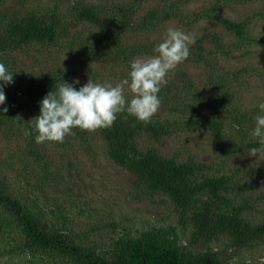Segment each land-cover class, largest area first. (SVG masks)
Wrapping results in <instances>:
<instances>
[{"label":"rangeland","instance_id":"374dc122","mask_svg":"<svg viewBox=\"0 0 264 264\" xmlns=\"http://www.w3.org/2000/svg\"><path fill=\"white\" fill-rule=\"evenodd\" d=\"M88 7L97 24L78 17ZM32 16L57 26V40L27 42L0 56L15 72L4 86L7 112H0V194L18 200L39 230L60 236L66 247L109 262L121 242L156 236L189 258L264 264V233L238 241L229 226L220 231L217 219L237 218L251 235L264 230V152L249 151L258 146L249 130L264 100V0H0V42L7 29ZM227 22L240 24L243 36ZM168 28L196 40L161 88V107L147 122L156 131L126 111L117 117L135 129L133 157L153 156L188 170L175 186L222 182L220 199L203 189L185 208L176 191L164 193L113 160L98 129L74 128L63 143H36L31 119L37 107L18 89L45 75L56 87L62 80L77 81V89L88 80L120 83L130 61L153 55ZM125 95H132L127 86ZM212 129L220 132L219 142ZM204 208L217 221L201 234L197 219ZM27 242L14 211L0 204V264H85L63 249Z\"/></svg>","mask_w":264,"mask_h":264},{"label":"trees","instance_id":"16d2710c","mask_svg":"<svg viewBox=\"0 0 264 264\" xmlns=\"http://www.w3.org/2000/svg\"><path fill=\"white\" fill-rule=\"evenodd\" d=\"M92 10V8L88 7L83 10L78 17L90 23L97 24L99 19ZM226 27L236 33V35L240 37L243 36V29L240 24L227 22ZM56 32L57 26L50 23L44 24L42 18L32 16L29 21H22L20 24L12 26L4 32L5 37L2 39L4 42H0V56L4 54L7 49L16 48L27 42L31 43L38 41L54 43L57 40ZM55 88L54 78L47 75L18 85V89L21 93L37 107V115L40 107L39 101L50 90H55ZM11 104L12 102H10L9 108H17L16 103L13 102L12 106ZM16 110L17 109H10V112L16 115L15 112H12ZM19 122H22V120L19 119ZM143 128L148 131H156L155 127L148 123H145ZM98 130L110 147V156L113 160L125 165L130 171L144 176L150 182L151 186L162 190L164 193L170 194L173 190L176 191L177 203L182 208L190 206L192 195L203 191V189H208L209 194L215 198H218V192L223 190L221 181H213L211 179L202 183L200 186H194L191 189H183L180 186H175V184L179 179L183 181L188 176V170L185 167H177L168 162L158 160L153 156H142L141 158L133 157L131 150L134 146L132 139L135 129L127 120L120 116L117 117L110 127L98 128ZM212 134L215 140H217L216 142H219L218 136L220 132L212 129ZM0 204L8 206L14 211L15 218L24 226V233L26 239H28L27 244L30 248L63 249L65 252L73 254L77 260H83L85 264H218L208 257L203 259L189 258L176 248H166L156 236H145L137 240L131 239L128 242H121L122 248L119 255L115 257V260L109 262L90 254H83L77 248L70 246L66 247L60 236L39 230L38 222L25 214L24 208L18 200L0 194ZM216 218L217 216H214L209 209H201L197 219L200 222V233H208L210 231V223L217 221V219L222 220L221 224L223 228L220 231H227L224 227L229 226L232 235L236 237L238 241L243 242L246 236L256 237V235L264 233V230L259 228L256 231H251L253 234L251 235L249 233L250 230L245 229L241 220L237 218H233L231 223L226 221L228 218L227 216L220 215L219 218Z\"/></svg>","mask_w":264,"mask_h":264},{"label":"clouds","instance_id":"9594fccd","mask_svg":"<svg viewBox=\"0 0 264 264\" xmlns=\"http://www.w3.org/2000/svg\"><path fill=\"white\" fill-rule=\"evenodd\" d=\"M196 38L177 28H168L164 37L148 57H135L129 63L127 77L115 85L95 83L88 80L75 88L73 83L62 80L55 90H50L39 101V113L32 118L36 132L35 142L63 143L74 128L96 130L110 127L117 114L126 111L138 121L149 122L162 104L159 95L167 83L170 73L190 56V46ZM65 58V57H64ZM9 67L0 61V112H7L4 86L13 83ZM125 86L131 98L125 95ZM255 124L249 135L255 138L257 147L251 148L250 155L264 152V100L256 105Z\"/></svg>","mask_w":264,"mask_h":264}]
</instances>
